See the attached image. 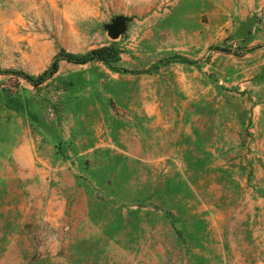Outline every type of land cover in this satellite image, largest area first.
<instances>
[{
    "label": "rangeland",
    "instance_id": "rangeland-1",
    "mask_svg": "<svg viewBox=\"0 0 264 264\" xmlns=\"http://www.w3.org/2000/svg\"><path fill=\"white\" fill-rule=\"evenodd\" d=\"M0 70V264H264V0H0Z\"/></svg>",
    "mask_w": 264,
    "mask_h": 264
},
{
    "label": "trees",
    "instance_id": "trees-1",
    "mask_svg": "<svg viewBox=\"0 0 264 264\" xmlns=\"http://www.w3.org/2000/svg\"><path fill=\"white\" fill-rule=\"evenodd\" d=\"M120 48L114 43L106 46H102L96 49L91 50L85 55H78L71 52H67L63 50L61 53L57 54L55 57V62L45 70L39 76H33L27 74L25 72L11 71L12 73H16L22 76L25 80H27L31 84H38L39 82H44L58 72L61 61L72 62L76 64H86L93 61H100L103 63H114L118 62L121 57ZM119 71L127 72L128 70L120 69ZM7 73L9 70H0V73Z\"/></svg>",
    "mask_w": 264,
    "mask_h": 264
},
{
    "label": "water",
    "instance_id": "water-1",
    "mask_svg": "<svg viewBox=\"0 0 264 264\" xmlns=\"http://www.w3.org/2000/svg\"><path fill=\"white\" fill-rule=\"evenodd\" d=\"M252 22L248 21L245 24H243L236 32V37L237 38H241L243 36H245L246 32H247V28L249 25H251ZM125 28V22L122 18H118L113 24H110L108 26V30L109 33L111 35L112 38L116 39L118 38L121 33L123 32Z\"/></svg>",
    "mask_w": 264,
    "mask_h": 264
}]
</instances>
